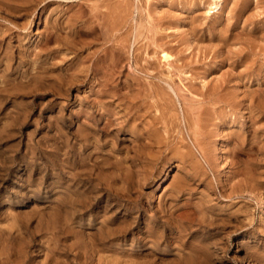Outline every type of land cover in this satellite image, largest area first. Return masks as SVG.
Masks as SVG:
<instances>
[{
	"label": "rangeland",
	"instance_id": "1",
	"mask_svg": "<svg viewBox=\"0 0 264 264\" xmlns=\"http://www.w3.org/2000/svg\"><path fill=\"white\" fill-rule=\"evenodd\" d=\"M0 264H264V0H0Z\"/></svg>",
	"mask_w": 264,
	"mask_h": 264
},
{
	"label": "bare ground",
	"instance_id": "2",
	"mask_svg": "<svg viewBox=\"0 0 264 264\" xmlns=\"http://www.w3.org/2000/svg\"><path fill=\"white\" fill-rule=\"evenodd\" d=\"M166 57H169L168 55H166Z\"/></svg>",
	"mask_w": 264,
	"mask_h": 264
}]
</instances>
